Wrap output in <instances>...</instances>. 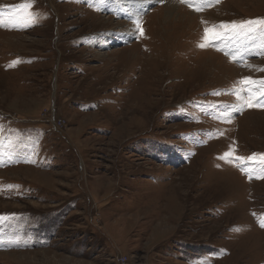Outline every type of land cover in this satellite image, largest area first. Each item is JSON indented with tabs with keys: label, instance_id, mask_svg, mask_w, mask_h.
I'll use <instances>...</instances> for the list:
<instances>
[{
	"label": "rangeland",
	"instance_id": "obj_1",
	"mask_svg": "<svg viewBox=\"0 0 264 264\" xmlns=\"http://www.w3.org/2000/svg\"><path fill=\"white\" fill-rule=\"evenodd\" d=\"M0 19V264H264V108L233 94L264 81V0Z\"/></svg>",
	"mask_w": 264,
	"mask_h": 264
},
{
	"label": "snow or ice",
	"instance_id": "obj_2",
	"mask_svg": "<svg viewBox=\"0 0 264 264\" xmlns=\"http://www.w3.org/2000/svg\"><path fill=\"white\" fill-rule=\"evenodd\" d=\"M218 2V0H217ZM29 8L28 4H24L20 6V12H26ZM199 11L200 9H196ZM29 20L27 18L21 17L19 23H28ZM9 23L16 24L17 21L15 18H10ZM137 24H139V21H136ZM249 26L255 27V25H260L264 27V20H257V21H248L246 22ZM4 22L2 19H0V25H3ZM239 27L236 24L232 25V28L235 29ZM219 28L226 29L227 25H220ZM139 31L141 34H143L142 27L139 28ZM221 33L218 30L217 27L212 28H205L204 30V36H203V43L199 45L201 48H205L208 46H215V41L221 39ZM262 47H264V44H262ZM238 84L241 87H238L234 91V95H236L237 100L240 102L243 107L246 108H255L260 107L264 108V81H254L251 78H245L238 82ZM247 93V95H244L243 93ZM239 110V109H237ZM230 122V121H227ZM237 159H243V158H237ZM261 227H264V224H261Z\"/></svg>",
	"mask_w": 264,
	"mask_h": 264
}]
</instances>
